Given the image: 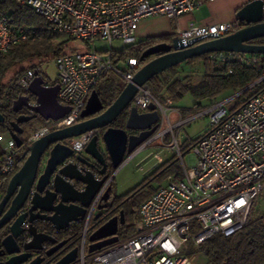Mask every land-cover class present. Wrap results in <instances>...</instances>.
<instances>
[{
  "label": "built area",
  "instance_id": "obj_1",
  "mask_svg": "<svg viewBox=\"0 0 264 264\" xmlns=\"http://www.w3.org/2000/svg\"><path fill=\"white\" fill-rule=\"evenodd\" d=\"M215 1L17 0L20 6L43 17L47 30L65 33L72 39L92 45V48L76 50L55 59L57 82L61 86L58 101L62 106L70 107L65 117L47 121L46 126L23 140L21 148L7 130L0 133V201L6 179L27 148L43 135L79 123L92 93L104 77L113 74L122 89L132 82L143 63L133 58L114 62L115 41L126 46L134 45L142 21L157 17L176 21ZM260 1L263 3L264 21V0ZM244 26L238 19L216 25H191L175 33L173 38L187 47L229 36ZM39 32L35 26L16 27L11 16L0 9V55L7 54L12 47L37 36ZM96 40L106 41L109 48L104 52L97 51L94 48ZM209 59L214 67L237 60L243 65L259 68L261 76L243 91L248 94L240 109L228 111L226 104L229 99L216 101L204 108L199 116L209 118L207 134L198 141L189 139L187 142L180 131L183 119L180 117L182 120L173 123L169 116L173 98L167 95L166 100H162L154 94L150 82L139 87L131 106L144 114L154 105L160 116L161 128L153 139L126 157L125 162L169 137V142L160 147L174 152L181 178L175 174L168 176L165 185L140 204L139 221L132 237L89 254L88 238L94 231L95 213L98 206L104 204L103 197L114 180V175L110 174L81 222L83 229L76 245L78 258L72 264H194L197 255L187 254L192 247H199L217 235L230 237L248 225L256 202L264 192V55L214 53L209 54ZM37 75L44 80V87L55 85L44 77L41 63L28 68L9 85L10 90L21 92L19 96H28L30 106H38L36 98L28 91ZM6 105L4 99L0 100V109ZM165 120L168 127L163 129ZM95 134L90 132L70 139L66 145L75 156L80 155ZM188 146L190 148L186 151ZM188 154L191 155L189 165L185 161ZM153 157L157 167L165 163L159 153ZM71 162L72 158L66 161ZM96 178L100 179V176L96 174ZM76 188L84 191V186L76 185ZM46 224L52 229H44L43 232L56 238L58 232ZM23 227L25 232L20 240L30 241L31 236L27 233L29 224L25 222Z\"/></svg>",
  "mask_w": 264,
  "mask_h": 264
},
{
  "label": "water",
  "instance_id": "obj_2",
  "mask_svg": "<svg viewBox=\"0 0 264 264\" xmlns=\"http://www.w3.org/2000/svg\"><path fill=\"white\" fill-rule=\"evenodd\" d=\"M262 10L263 3L260 0L246 4L237 11V19L245 25L244 28L220 39L185 47L179 39L172 38L170 43L150 47L140 57L142 68L111 105L105 106L94 91L79 123L43 135L32 143L23 153L22 159H26L11 177L0 201V232L7 231L1 242L0 252V258L5 260L0 261V264H43L61 249L46 264L74 263L78 258V247L74 246L78 239L70 236L58 242L56 238L39 230L36 222L48 223L56 232L61 233L84 221L96 194L110 178L109 171H117L126 157L133 155L156 136L161 124L155 106L151 105L144 114L131 106L139 87L179 65L205 55H264V45L256 43L257 40L264 39ZM150 58L152 59L149 60ZM43 82L37 75L28 88L31 96L36 98L38 106H30L28 96H19L13 102V113L18 114L25 108L32 112L31 116L21 115L6 125V130L19 148L23 145L19 137L23 134L21 124L38 118L58 121L70 111V107L62 106L58 101L60 84L46 88ZM122 116H125L124 126L119 129L113 127ZM5 123L6 117L0 112V125ZM90 132L96 134L84 152L75 156L66 141ZM129 132L134 134L130 135ZM103 149H106L108 155ZM69 158L73 162L66 163ZM96 174L100 179L96 178ZM76 185L84 186V191L78 190ZM110 191L109 188L103 197L104 204L98 206L99 213L94 221L109 206H113V203H109ZM124 218V212H121L98 230L91 232L88 253L93 254L118 243L119 228L126 223ZM25 222L29 224L27 233L31 236L30 241L20 240L25 232ZM48 244L52 248L42 257L40 254L46 250Z\"/></svg>",
  "mask_w": 264,
  "mask_h": 264
},
{
  "label": "trees",
  "instance_id": "obj_3",
  "mask_svg": "<svg viewBox=\"0 0 264 264\" xmlns=\"http://www.w3.org/2000/svg\"><path fill=\"white\" fill-rule=\"evenodd\" d=\"M0 9L2 12L8 13L11 16L16 27L35 26L40 29L37 36L15 45L7 54L0 55V100L4 99L7 104L5 107L1 108L0 111L5 114L7 119H10V115L13 113V102L15 101L16 96H19L21 92L9 89L12 80L5 82L8 74L24 64L32 63L34 61L42 64L46 60H55L61 55L72 53L76 50L70 49L66 43H60L58 41V36L61 34L47 30L45 28L46 22L43 20L44 18L33 12L30 8L20 6L17 3V0H0ZM172 38V36H162L143 39L140 42L131 45L132 48L129 50L123 52L116 51L114 62L120 60L123 61L128 58L140 60V57L147 49L160 43L169 42ZM256 43L264 45V39L257 40ZM151 59L152 58L149 60ZM197 62H204L205 69V74L197 86L184 84L178 79L170 82L168 78L162 79L161 76L155 77L150 83L153 84L155 89L160 91L164 90L166 93H169L174 101L177 98L182 97L183 93H191L195 100L194 108L191 111L199 113L204 109V102H207V104L210 105L216 102L224 93L242 92L261 76V70L259 68L243 65L237 60H230L214 67L210 62L209 55L192 59L182 65H189ZM180 66L181 65L167 72H175L176 68ZM28 68L16 72L14 78L16 79L20 77ZM230 71L232 72L231 74ZM55 84H58V82ZM121 89L122 87L119 81L114 77H111V74H109L97 85L95 91L102 103L107 106L115 101L119 92H121ZM245 94L248 93L244 92L239 98L241 99ZM188 112H182L181 116L183 119L186 118ZM124 120L125 116H122L116 122L120 128L124 126ZM1 131L3 132L0 133H4L6 130L4 129ZM195 141H198V139ZM0 155H2L1 151ZM176 162L177 160L175 157V160H171L158 166L155 172L149 176L143 184L124 197L118 198L113 194V180L109 186L111 189L109 193L111 196L109 203H113V206H109L107 211H105L99 219L93 222L92 227H94V231L96 229L98 230V228L110 218L118 216L121 212H124L126 223L119 228V240L123 241L132 237L136 232V224L139 221L140 204L148 199L156 190L147 195H143L142 192H144L154 180L163 177L167 178L172 174H175L177 178H181L179 167L174 166L176 165ZM18 170L19 168L15 167L14 171L11 172V175L6 179L4 191L11 177ZM112 173L113 172H111V174ZM82 229L83 223H80L74 225L71 229L62 234H65V237L75 236L74 239H78L79 241ZM6 235L7 231H1L0 248H2L1 242ZM187 254L189 256L198 254L204 255L206 264H264V212L259 219L250 221L246 227L236 234L230 237L217 235L202 245H199V247H192Z\"/></svg>",
  "mask_w": 264,
  "mask_h": 264
},
{
  "label": "rangeland",
  "instance_id": "obj_4",
  "mask_svg": "<svg viewBox=\"0 0 264 264\" xmlns=\"http://www.w3.org/2000/svg\"><path fill=\"white\" fill-rule=\"evenodd\" d=\"M149 20V19H148ZM151 20V19H150ZM174 24V23H173ZM159 29H164L165 27L168 28L167 23L165 22H159L158 24ZM175 25V24H174ZM174 27V26H173ZM58 41L60 43H66L67 46H69L72 50L77 51H87L89 48H92V45H87L83 41L75 40L70 38L68 35L61 34L58 36ZM140 39H137V42H140ZM94 48L99 52H104L106 49L109 48V44L106 41L102 40H96L94 42ZM113 48L115 51L123 52L126 50H129L132 48V46H126L123 45L121 42L115 41L113 43ZM204 62H197L192 63L189 65H181L180 67L176 68L175 72H165L161 74L160 76L163 78H168L170 82H173L174 80L178 79L182 81L184 84H191L193 86H197L200 83V80L204 76ZM36 64H40L39 62H32L22 65L21 67H18L17 69L11 71L5 82H8L10 80H14L15 73L21 70H24L28 67H33ZM57 66L55 64L54 59L46 60L44 63H42V70L43 75L46 78V80L50 81L51 83H56L58 81V72H57ZM113 77V74L111 75ZM152 85V90L154 94H156L158 97H160L162 100H166L167 95L170 96L169 93H166V91L155 89ZM154 88V89H153ZM122 91V89H121ZM120 93V92H119ZM243 94V91L238 93H224L222 94L218 99L217 102H222L224 100H230L228 104H226V108L228 111H236L241 108L242 102L244 101V98L247 97V94L243 95L240 99L239 97ZM174 100V99H173ZM194 98L191 93H183L182 97L177 98L173 103V107H171V110L169 112V116L171 117L173 123L177 120L181 119L182 112H188L186 118H182L184 123L181 126V135L184 138L183 140L187 142L189 139L196 140L199 138H202L207 134L208 131V124H209V118L207 116H199L203 111L199 113L192 112L191 110L194 108L195 102ZM209 106L207 102L203 103V107L206 108ZM181 117V118H180ZM181 119V120H182ZM33 131L31 133H34L36 130H38L40 127L46 126L47 121L42 120V118L36 119L33 123ZM168 127V122L165 120L163 129H166ZM1 130H4L1 128ZM0 132H3L1 131ZM31 135V134H30ZM29 135V136H30ZM26 136L25 138H27ZM24 138V139H25ZM169 142V137H165L164 141L161 142V144ZM160 144V146H161ZM158 145V143L154 144V146L150 149H144L138 154H135L133 158L130 160L124 162V164L117 170H110L109 172H113L112 175H114V193L116 197H124L128 195L131 191L135 190L137 187H139L141 184L144 183V181L151 176L155 170L157 169L156 166V160L153 157V154L159 153L162 158L164 159L165 163L175 160V154L172 151H165ZM189 149V146L186 148V150ZM103 151L107 154L106 149H103ZM108 155V154H107ZM191 155L185 156V161L187 165H189V158ZM108 157V156H107ZM127 160V158H126ZM177 160V157H176ZM179 161L176 162V167H179ZM189 167V166H188ZM166 178H160L158 180H154L150 183L149 187L142 192L143 195H147L150 192L159 189L160 187L165 185ZM264 212V192L261 194V197H259L258 201L256 202L253 214L251 216L250 221L259 219L261 215H263ZM99 211L95 213L98 214ZM249 221V223H250ZM248 223V224H249ZM194 264H206V259L204 255L198 254L195 256Z\"/></svg>",
  "mask_w": 264,
  "mask_h": 264
},
{
  "label": "crops",
  "instance_id": "obj_5",
  "mask_svg": "<svg viewBox=\"0 0 264 264\" xmlns=\"http://www.w3.org/2000/svg\"><path fill=\"white\" fill-rule=\"evenodd\" d=\"M252 1L254 0H216L213 3L203 5L190 14L187 13L176 21H172L165 17L149 18V20L146 19L141 22L137 39L143 40L162 36L173 37L175 33L185 30L191 25L230 23L237 19V11ZM159 22L167 23L168 28L159 29V27H157L159 26ZM175 117L177 120L176 115ZM156 143L160 146V142L157 141Z\"/></svg>",
  "mask_w": 264,
  "mask_h": 264
},
{
  "label": "flooded vegetation",
  "instance_id": "obj_6",
  "mask_svg": "<svg viewBox=\"0 0 264 264\" xmlns=\"http://www.w3.org/2000/svg\"><path fill=\"white\" fill-rule=\"evenodd\" d=\"M165 43H170V41H169V42H165ZM160 44H161V43H160ZM21 115H24V116H31V115H32V112H31L30 110H28V109L25 108V109H23V110H22L20 113H18V114L12 113V115H10V119H7V118H6V123H5V125H0V126L6 130V125H7L8 123L14 122V121L17 120V118H18L19 116H21ZM4 116H5V114H4ZM34 121H35V120L20 125V128H21L22 131H23V134H22V135H19V137L22 139V141L24 140V138H25L26 136H29V135L31 134V132L33 131V125H32V123H33ZM113 127L118 128V129L120 128V126H119L117 123H115V124L113 125ZM121 128H122V127H121ZM129 134H130V135H131V134H134V132H129ZM22 156H23V154H22ZM22 156L19 158V160H17L16 168H19V169H20L21 166H22V164H23V162H24V160L26 159V158L22 159ZM8 183H9V182H8ZM8 183H7V185H8ZM6 188H7V187H6ZM5 192H6V189H5L4 193H3V196H4ZM104 212H105V210H104ZM36 225L38 226L39 230H41V231H43L44 229H45V230H51V229H52L51 227H47V224H46L45 222H38ZM0 233H1V232H0ZM62 233H63V232H61V233H57V234H56V239L58 240V242H61V241L65 240V239L69 238V237H65V234H62ZM76 245H77V244H75L74 246H76ZM50 248H52V247H51L49 244H48V246L46 245V250H44L40 255H42V257H45V252H46L48 249H50ZM1 250H2V248H0V252H1ZM61 250H62V249H61ZM61 250H59L58 252H56V253L52 256V258L55 257L56 255H58V254L60 253ZM52 258H47L43 264L48 263V261H50ZM4 260H5V258H2V257L0 258V261H4ZM56 260H58V258H57Z\"/></svg>",
  "mask_w": 264,
  "mask_h": 264
}]
</instances>
